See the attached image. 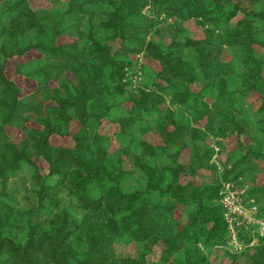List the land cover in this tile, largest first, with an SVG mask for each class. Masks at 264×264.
<instances>
[{"label": "trees", "instance_id": "1", "mask_svg": "<svg viewBox=\"0 0 264 264\" xmlns=\"http://www.w3.org/2000/svg\"><path fill=\"white\" fill-rule=\"evenodd\" d=\"M227 185L264 220V0H0V264H264Z\"/></svg>", "mask_w": 264, "mask_h": 264}, {"label": "rangeland", "instance_id": "2", "mask_svg": "<svg viewBox=\"0 0 264 264\" xmlns=\"http://www.w3.org/2000/svg\"><path fill=\"white\" fill-rule=\"evenodd\" d=\"M43 2H44V0H32V3L34 5H36V6L37 5L38 6L39 5H42ZM198 34L199 33L194 32V35L197 36ZM105 130L107 132H111L112 128H111V126H109V127L105 128ZM208 142H210L212 145H214L212 139H208ZM232 145H233V142L232 141H229L227 139L224 140V148L226 150H228ZM214 150H215V152H217V150H218L217 147H214ZM217 157H219L220 159L222 158V156H220V155H218ZM217 157H216V154H215L213 156V158H212V161L215 162V158H217ZM225 192L228 195L227 201L230 202V203H228V208L231 211V217H230L231 219L228 221L229 229H232L233 232L237 234L238 233V230L237 229L241 228V230H243L241 232L243 236L245 234H251V235L254 236V233H255V230H256L255 224L253 222L249 223V222L245 221L244 219H242L241 217H239L240 215H238L236 213L237 211H235L236 210V204H237L236 201L237 202H240V200H241L242 201V206L245 207L244 208L245 211L248 212V209L247 208L249 207V205H247L246 202L245 203L243 202L242 190H239L238 188H232L231 189V186L230 185H227L225 187ZM235 239H236V241L234 243H233L232 240H230L228 242L227 245H228L229 248L239 249L238 246H240V245H239V242L237 240V237ZM214 264H227V261H226L225 258H218Z\"/></svg>", "mask_w": 264, "mask_h": 264}, {"label": "built area", "instance_id": "3", "mask_svg": "<svg viewBox=\"0 0 264 264\" xmlns=\"http://www.w3.org/2000/svg\"><path fill=\"white\" fill-rule=\"evenodd\" d=\"M240 192V191H239ZM228 199V195L226 194V192L224 193L221 202L223 203V205L225 206V218L227 219V221H229L231 218V211L228 208V203H230L229 201H227ZM234 202V201H233ZM236 213L238 215H240L239 217H241L242 219H244L245 221L251 223H255L258 226V232L260 235H264V220L263 219H257L254 217V213H255V206H250L248 207V212L245 211V207L242 206V201L240 200V202L236 201ZM230 234H231V240L233 241V243L235 242V234L233 232L232 229H230ZM237 246V245H236ZM239 247V246H238Z\"/></svg>", "mask_w": 264, "mask_h": 264}]
</instances>
